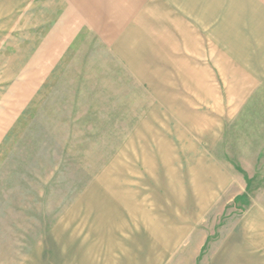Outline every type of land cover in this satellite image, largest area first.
<instances>
[{
	"label": "rangeland",
	"instance_id": "1",
	"mask_svg": "<svg viewBox=\"0 0 264 264\" xmlns=\"http://www.w3.org/2000/svg\"><path fill=\"white\" fill-rule=\"evenodd\" d=\"M17 25H0V264H264L262 211L230 159L249 114L214 112L184 78L118 90L95 50L35 64Z\"/></svg>",
	"mask_w": 264,
	"mask_h": 264
},
{
	"label": "crops",
	"instance_id": "2",
	"mask_svg": "<svg viewBox=\"0 0 264 264\" xmlns=\"http://www.w3.org/2000/svg\"><path fill=\"white\" fill-rule=\"evenodd\" d=\"M15 24L25 41L37 43L30 45L38 48L35 64L46 65L48 50L54 63L64 49L95 50L104 79L118 90L127 86L121 81L132 82L158 96L184 78L192 91L186 96L214 98V112L249 114L229 126L230 159L247 172L246 208L262 211L253 223L263 226L264 241V133L256 130H264V104L251 105L264 97V0H0V25L14 32ZM177 66H186L184 77Z\"/></svg>",
	"mask_w": 264,
	"mask_h": 264
}]
</instances>
